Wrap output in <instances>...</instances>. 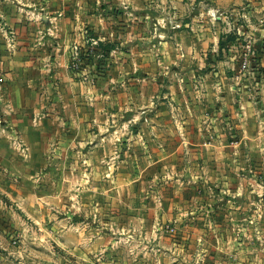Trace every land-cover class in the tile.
<instances>
[{
    "label": "crops",
    "instance_id": "crops-1",
    "mask_svg": "<svg viewBox=\"0 0 264 264\" xmlns=\"http://www.w3.org/2000/svg\"><path fill=\"white\" fill-rule=\"evenodd\" d=\"M236 2L0 0V212L264 264V26L222 48ZM158 13L183 27L156 38ZM90 38L114 48L76 61Z\"/></svg>",
    "mask_w": 264,
    "mask_h": 264
},
{
    "label": "rangeland",
    "instance_id": "rangeland-1",
    "mask_svg": "<svg viewBox=\"0 0 264 264\" xmlns=\"http://www.w3.org/2000/svg\"><path fill=\"white\" fill-rule=\"evenodd\" d=\"M237 1L238 4L227 7L223 10L224 12L216 11L217 17L221 15L225 17L219 26L220 30L226 33L222 36L224 37L222 43L227 44L231 39L242 46L253 47L251 43L254 41L248 38L245 41L239 31L240 29L251 30L252 26H257L254 28L264 26V16L260 20L250 18L252 11L256 15L260 14L257 8L263 5L264 0ZM155 16L151 21V34L162 40V37H166L164 35L166 29L172 30L173 24L177 21L169 17L164 18L161 13ZM211 16L212 19H216L213 15ZM253 33L256 39L255 46L258 47L255 48L256 55L264 58V40L258 35L259 32ZM142 44L143 42L140 41V48H143ZM98 53L103 55L100 58L102 60L108 56H105L104 50L101 52L98 50ZM1 198L0 195V202L3 199ZM3 213L0 212V222H5L4 228H0V264H178L177 246L174 245L165 248L167 246L165 244L120 243L115 240L110 243L109 239L104 243V238L88 237L89 231L79 222L74 223L72 229L62 227L56 231L53 228L54 219L52 218L42 223L26 217L18 209L12 210L9 217L7 212ZM68 232L70 237H67Z\"/></svg>",
    "mask_w": 264,
    "mask_h": 264
},
{
    "label": "built area",
    "instance_id": "built-area-1",
    "mask_svg": "<svg viewBox=\"0 0 264 264\" xmlns=\"http://www.w3.org/2000/svg\"><path fill=\"white\" fill-rule=\"evenodd\" d=\"M158 27V25H156ZM181 26L177 23L173 24V29H179ZM100 48V42L95 39V38H90L88 40V47L86 48V50L84 52H82L80 49L76 48L74 50V58L76 61H82L84 59L89 60L92 57L94 58H98L100 59L103 55H97V51ZM243 66H249V62H247V60H245L243 62ZM246 68V69H247ZM250 69V67H249Z\"/></svg>",
    "mask_w": 264,
    "mask_h": 264
},
{
    "label": "trees",
    "instance_id": "trees-1",
    "mask_svg": "<svg viewBox=\"0 0 264 264\" xmlns=\"http://www.w3.org/2000/svg\"><path fill=\"white\" fill-rule=\"evenodd\" d=\"M229 41H231V39L229 40ZM224 43H221V47L223 48L224 47ZM113 48L114 47H106L105 49H104V54H105V56H107L110 52H111V50H113Z\"/></svg>",
    "mask_w": 264,
    "mask_h": 264
}]
</instances>
